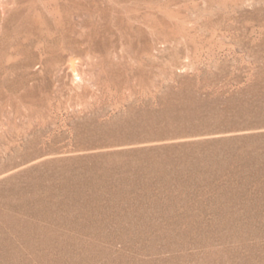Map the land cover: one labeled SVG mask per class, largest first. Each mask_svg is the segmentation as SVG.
Masks as SVG:
<instances>
[{"label":"rangeland","instance_id":"1","mask_svg":"<svg viewBox=\"0 0 264 264\" xmlns=\"http://www.w3.org/2000/svg\"><path fill=\"white\" fill-rule=\"evenodd\" d=\"M0 264H264V0H0Z\"/></svg>","mask_w":264,"mask_h":264},{"label":"bare ground","instance_id":"2","mask_svg":"<svg viewBox=\"0 0 264 264\" xmlns=\"http://www.w3.org/2000/svg\"><path fill=\"white\" fill-rule=\"evenodd\" d=\"M68 65H69V68L73 66V57L69 58Z\"/></svg>","mask_w":264,"mask_h":264}]
</instances>
